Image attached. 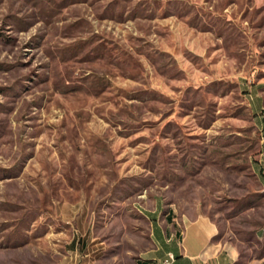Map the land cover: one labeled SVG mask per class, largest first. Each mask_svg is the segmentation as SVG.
<instances>
[{"label": "rangeland", "instance_id": "rangeland-1", "mask_svg": "<svg viewBox=\"0 0 264 264\" xmlns=\"http://www.w3.org/2000/svg\"><path fill=\"white\" fill-rule=\"evenodd\" d=\"M155 202L264 264V0H0V264H137Z\"/></svg>", "mask_w": 264, "mask_h": 264}, {"label": "crops", "instance_id": "crops-1", "mask_svg": "<svg viewBox=\"0 0 264 264\" xmlns=\"http://www.w3.org/2000/svg\"><path fill=\"white\" fill-rule=\"evenodd\" d=\"M147 218L152 246L137 264H163L169 251L175 254L174 264H234L233 251L214 241L217 227L208 218H183L162 202L153 204Z\"/></svg>", "mask_w": 264, "mask_h": 264}, {"label": "built area", "instance_id": "built-area-1", "mask_svg": "<svg viewBox=\"0 0 264 264\" xmlns=\"http://www.w3.org/2000/svg\"><path fill=\"white\" fill-rule=\"evenodd\" d=\"M176 260L175 254L173 252H167L164 259L162 260L163 264H174Z\"/></svg>", "mask_w": 264, "mask_h": 264}]
</instances>
